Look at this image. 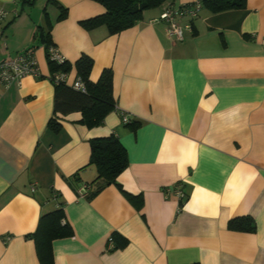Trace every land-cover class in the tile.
Wrapping results in <instances>:
<instances>
[{
  "label": "crops",
  "instance_id": "0c3cea01",
  "mask_svg": "<svg viewBox=\"0 0 264 264\" xmlns=\"http://www.w3.org/2000/svg\"><path fill=\"white\" fill-rule=\"evenodd\" d=\"M35 2L0 0L11 12L0 62L33 48L42 75L0 83V264H41L33 233L59 206L67 233L51 241L53 264H264V0L201 8L181 40L158 19L169 1L114 33L83 25L104 13L98 1L40 0L42 13L22 15ZM41 33L67 60V85L83 55L90 83L110 74L114 107L98 125L54 112ZM112 134L127 165L104 184L90 141ZM83 184L100 188L79 197ZM241 217L252 231L229 225Z\"/></svg>",
  "mask_w": 264,
  "mask_h": 264
},
{
  "label": "trees",
  "instance_id": "16d2710c",
  "mask_svg": "<svg viewBox=\"0 0 264 264\" xmlns=\"http://www.w3.org/2000/svg\"><path fill=\"white\" fill-rule=\"evenodd\" d=\"M22 4L31 3L32 0H21ZM101 3L105 11L95 17L83 20L85 27H91L98 23L107 25L110 32H118L124 28L132 26L135 22L142 18L143 11L147 8L159 6L165 1L172 0H95ZM202 8L210 12H221L231 9L242 8L246 0H198ZM61 8L60 17H62L66 9ZM43 43L48 63L52 66L51 75L57 71L67 72L69 65L65 59L62 63H57L48 58L47 47L53 44L48 35L43 33ZM33 49V48H29ZM91 66V60L84 55L76 61L78 77L84 82L85 91L81 92L74 89L66 83H54V112L67 114L74 110H82L83 120L86 124L93 126L98 125L105 114L114 107L112 95L111 76L107 71H104L96 84L90 83L87 79V73ZM130 123V122H129ZM128 123V124H129ZM50 127L57 128L58 123L52 117L49 122ZM91 155L90 162L93 163L97 170L96 181L101 180L104 184L115 182L118 174L127 165V154L125 148L120 143L115 135L106 137L93 138L90 141ZM88 186L87 197L89 198L93 192L100 187L95 185L91 189ZM185 200V199H184ZM184 200L179 201V206L183 205ZM246 221V223H242ZM232 228L240 230L252 231L254 229L253 222L250 219L241 217L232 219L229 223ZM67 233L66 222L63 221V212L61 206L43 214L40 218L38 228L33 233V238L36 242L37 251L40 257L41 264H53L51 241L54 238L63 236ZM117 245L114 243L113 247Z\"/></svg>",
  "mask_w": 264,
  "mask_h": 264
},
{
  "label": "built area",
  "instance_id": "2783aa9c",
  "mask_svg": "<svg viewBox=\"0 0 264 264\" xmlns=\"http://www.w3.org/2000/svg\"><path fill=\"white\" fill-rule=\"evenodd\" d=\"M201 8L202 5L198 0L193 3H185L182 5H175L174 3L167 2L162 8L158 19L164 21L169 35H172L177 40H181L184 31L192 29L191 20L198 15ZM6 14V10L0 7V22L4 20ZM155 20L156 19H152V21ZM262 44H264V40H262ZM47 54L49 59L57 63H62L65 60L64 55L54 44H50L47 47ZM26 76L34 78L42 76L33 49H27L0 62V83L2 85L8 86L13 82L20 83V80ZM48 78L53 83L67 84V72L64 71H57ZM71 86L81 92L85 91L84 82L79 77L71 83ZM120 115L123 123H128L130 121L125 113L120 112ZM31 189L33 190V187H31ZM171 190L179 201L184 200L185 193L180 183L173 185ZM164 191L167 192L168 188ZM87 192L88 186L86 184L81 185L77 189L79 197L86 196ZM113 246L114 244L111 238H109L107 248L110 249L113 248Z\"/></svg>",
  "mask_w": 264,
  "mask_h": 264
},
{
  "label": "rangeland",
  "instance_id": "374dc122",
  "mask_svg": "<svg viewBox=\"0 0 264 264\" xmlns=\"http://www.w3.org/2000/svg\"><path fill=\"white\" fill-rule=\"evenodd\" d=\"M37 2H35V4L33 5H29V6H24V9L22 10V15L26 14V13H31L32 17H36L38 14L42 13V6L40 7V0H35ZM11 12L8 11L6 18L10 17ZM6 20V19H5Z\"/></svg>",
  "mask_w": 264,
  "mask_h": 264
}]
</instances>
